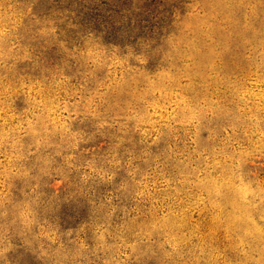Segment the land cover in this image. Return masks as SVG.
<instances>
[{
  "label": "rangeland",
  "instance_id": "374dc122",
  "mask_svg": "<svg viewBox=\"0 0 264 264\" xmlns=\"http://www.w3.org/2000/svg\"><path fill=\"white\" fill-rule=\"evenodd\" d=\"M0 264H264V0H0Z\"/></svg>",
  "mask_w": 264,
  "mask_h": 264
}]
</instances>
